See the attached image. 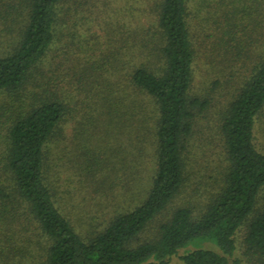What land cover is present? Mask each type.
<instances>
[{"label": "trees", "instance_id": "trees-1", "mask_svg": "<svg viewBox=\"0 0 264 264\" xmlns=\"http://www.w3.org/2000/svg\"><path fill=\"white\" fill-rule=\"evenodd\" d=\"M203 11L212 48L247 52L252 74L224 112L222 147L204 142L197 172L187 163L209 104L193 92ZM263 110L264 0H0V264H264ZM99 126L101 139L146 144L152 173L137 201L125 173L116 193L111 180L104 207L83 220L76 191L106 181ZM197 177L198 210L191 196L141 241Z\"/></svg>", "mask_w": 264, "mask_h": 264}, {"label": "rangeland", "instance_id": "rangeland-1", "mask_svg": "<svg viewBox=\"0 0 264 264\" xmlns=\"http://www.w3.org/2000/svg\"><path fill=\"white\" fill-rule=\"evenodd\" d=\"M201 13V18L199 21L193 22V27L198 28V31L195 35L194 40V48H195V77L193 84V92L197 95L201 94V96L205 97L209 100L208 109L205 113L199 116L197 125L195 126V133L192 139V147L190 148L191 153L188 154V165L187 167L194 171L200 172L202 166L207 165V157L206 154L201 155L203 150L204 142H208V140H213V145L211 144V148L213 150L212 153H215L222 147L220 140L218 139V127L223 118L224 112L228 106L229 101L236 96V94L240 91L241 86L244 81L247 80L252 74L251 65L247 62L248 56L247 52H217L214 47L212 48L214 37L207 38V36L214 34L216 30L212 28L210 24V20L206 19L207 13ZM214 46V45H213ZM220 77L221 82L219 85H215L213 82L216 78ZM103 126H99L96 131L95 140L96 143L99 144L98 153L101 154V173L104 178L105 183H85L84 187H80V190L76 191L77 194L83 193L86 196V201H83V204L79 202L81 208H75V213H78V217L84 220V217L92 214L96 209L100 207H104L101 200H104L105 197L102 196L103 191H105L106 187L110 185V181L115 182V188L113 192L118 191L119 185L117 184V180L120 176L126 174V179L124 183H131V192L128 195L129 201H137L142 196V193L145 191V188L150 182V176L152 173V154L148 149V146L140 145L138 140H133L131 143L126 141V144L119 145L117 138H112L110 135L103 137L101 139V135ZM2 132V131H1ZM4 130L2 132L3 141L1 144V148L4 149ZM256 143L257 146L264 151V110L260 114L258 118V122L256 125ZM0 135V136H1ZM98 136V137H97ZM212 137V138H211ZM97 138V139H96ZM121 141V140H120ZM120 143V142H119ZM89 144V143H88ZM87 145V144H86ZM90 145V144H89ZM123 147V148H122ZM199 152L200 159L197 154ZM194 155V158H193ZM195 155L197 158H195ZM114 167L115 171H111V168ZM204 168V167H203ZM73 171V170H72ZM129 176V179L127 177ZM85 179V178H84ZM192 178L189 181V185L187 189H184L165 209L162 211L155 219L146 227L144 232L140 235L139 239L149 240L154 237L158 225L167 220L173 210L189 201L191 196L193 197L195 205L198 208L201 205V199L203 196H198L192 194V189L196 185L195 183L200 180V177L194 179ZM86 180V179H85ZM113 183V182H112ZM98 185V187H97ZM202 185H198L200 188ZM97 188H102V193L97 191ZM101 193V194H97ZM105 193V192H104ZM197 197V198H194ZM107 198V197H106ZM264 203V190L261 192L259 197L258 208H260ZM85 204V205H84ZM106 206V205H105ZM107 208L104 210L106 211ZM83 211V212H82ZM101 213L102 212H98ZM102 213L101 216H103ZM86 220V218H85ZM102 220V219H101ZM99 220V221H101ZM87 223V222H85ZM88 225V224H87ZM98 225V224H97ZM245 227L241 228L239 232V250L243 253V247L241 243V238L244 235ZM208 242L201 243L200 247H208ZM245 259V258H244ZM254 263V260L253 262ZM250 263V264H251ZM171 264H180L176 257L173 258Z\"/></svg>", "mask_w": 264, "mask_h": 264}]
</instances>
